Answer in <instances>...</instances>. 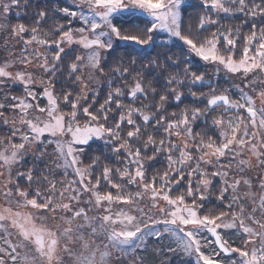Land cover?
Listing matches in <instances>:
<instances>
[{
    "label": "snow or ice",
    "instance_id": "obj_1",
    "mask_svg": "<svg viewBox=\"0 0 264 264\" xmlns=\"http://www.w3.org/2000/svg\"><path fill=\"white\" fill-rule=\"evenodd\" d=\"M0 34V264H264V0H0Z\"/></svg>",
    "mask_w": 264,
    "mask_h": 264
},
{
    "label": "rangeland",
    "instance_id": "obj_2",
    "mask_svg": "<svg viewBox=\"0 0 264 264\" xmlns=\"http://www.w3.org/2000/svg\"><path fill=\"white\" fill-rule=\"evenodd\" d=\"M189 2L190 3H193V0H189ZM9 18H10V20H11L12 23H16L17 22L16 21V18H15V16L13 14H10V17ZM3 39H4L3 34H0V44L3 43ZM17 47H19V46L17 45ZM2 56H3V52L0 51V57H2ZM14 94H17V95L20 94L19 88H15L14 89ZM49 150H51V149H49Z\"/></svg>",
    "mask_w": 264,
    "mask_h": 264
},
{
    "label": "trees",
    "instance_id": "obj_3",
    "mask_svg": "<svg viewBox=\"0 0 264 264\" xmlns=\"http://www.w3.org/2000/svg\"><path fill=\"white\" fill-rule=\"evenodd\" d=\"M192 4L195 5L196 4V0H193ZM189 11L195 13L197 11V9L195 7H193V8H190ZM172 110L176 111V109H172ZM149 258L151 259L152 257L150 256Z\"/></svg>",
    "mask_w": 264,
    "mask_h": 264
}]
</instances>
